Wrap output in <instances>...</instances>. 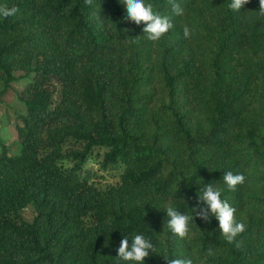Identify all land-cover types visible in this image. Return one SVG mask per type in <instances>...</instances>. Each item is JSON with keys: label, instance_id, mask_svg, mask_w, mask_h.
I'll use <instances>...</instances> for the list:
<instances>
[{"label": "trees", "instance_id": "obj_1", "mask_svg": "<svg viewBox=\"0 0 264 264\" xmlns=\"http://www.w3.org/2000/svg\"><path fill=\"white\" fill-rule=\"evenodd\" d=\"M145 2L172 21L158 41L125 19L122 0H0L19 8L0 17V98L17 73L30 78L19 152L0 140V264H127L117 249L134 234L155 246L144 264H264L259 0L239 11L231 0H175L183 15L169 0ZM98 158L115 185L92 180L86 165ZM227 171L245 183L228 190ZM205 184L245 224L239 247L214 216L192 212ZM169 205L193 216L186 239L167 228Z\"/></svg>", "mask_w": 264, "mask_h": 264}, {"label": "clouds", "instance_id": "obj_2", "mask_svg": "<svg viewBox=\"0 0 264 264\" xmlns=\"http://www.w3.org/2000/svg\"><path fill=\"white\" fill-rule=\"evenodd\" d=\"M126 5L127 16L125 19L134 22L136 25L143 23L145 27L142 32L147 34V39L158 41L165 35L173 24L168 16H161L153 11V6L146 3L145 0H122ZM172 4V10L176 15H183V9L175 0H169ZM250 0H231L228 7L233 11H239ZM85 3L91 5L93 0H85ZM19 12L17 6L9 7L7 4H0V17L8 18ZM259 14L264 16V0H259ZM190 30L184 28V36L188 37ZM138 42L133 40V43ZM246 177L242 173H233L227 171L223 174V182L228 190L234 191L238 185L245 183ZM222 190L214 187L212 184H205L197 195L196 205L192 208L195 216H198L205 222L210 221V217H215L219 222V229L222 236L228 243H235L237 247L240 242L236 237L241 235L246 226L242 222H238L235 216L236 209L232 207L226 200L221 198ZM168 217L167 228L171 233L180 239H186L190 233V222L193 216L178 211L173 206L166 207ZM150 251H155L153 242L147 239L143 234H134L129 243V238L125 236L121 239L117 249V257L119 260L127 262V264H144L145 258L149 256ZM214 255L211 248L207 250V256ZM167 264H195L191 257L167 259Z\"/></svg>", "mask_w": 264, "mask_h": 264}, {"label": "rangeland", "instance_id": "obj_3", "mask_svg": "<svg viewBox=\"0 0 264 264\" xmlns=\"http://www.w3.org/2000/svg\"><path fill=\"white\" fill-rule=\"evenodd\" d=\"M17 77L21 81L13 83L7 94L0 98V140L4 141L8 146L12 147L11 153H18L19 142L15 126L20 123L18 117L26 114V108L19 100L18 95L25 89L30 78L25 77L24 73H17ZM1 151V149H0ZM87 170L91 174L92 180L101 187L115 185L117 179L101 167V159H92L86 165ZM22 216L24 220L31 222L34 217L33 208L30 206L23 210Z\"/></svg>", "mask_w": 264, "mask_h": 264}]
</instances>
